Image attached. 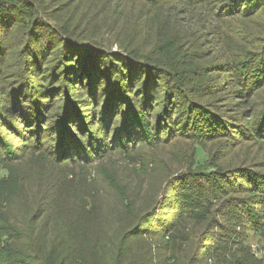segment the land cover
<instances>
[{
	"label": "trees",
	"instance_id": "trees-1",
	"mask_svg": "<svg viewBox=\"0 0 264 264\" xmlns=\"http://www.w3.org/2000/svg\"><path fill=\"white\" fill-rule=\"evenodd\" d=\"M49 10L45 0H0V264H264L240 238L246 224L263 225L253 209L264 206L263 176L177 173L145 210L109 181L61 192L59 177L32 180L16 168L17 150L87 162L157 137L174 120L201 138L228 130L178 102L172 76L183 63L171 44L106 55L96 44L75 46L66 24L46 25ZM43 36L52 41L43 46ZM242 74L238 91L260 76ZM258 114L261 132L264 109ZM245 189L248 197L233 194Z\"/></svg>",
	"mask_w": 264,
	"mask_h": 264
},
{
	"label": "rangeland",
	"instance_id": "rangeland-1",
	"mask_svg": "<svg viewBox=\"0 0 264 264\" xmlns=\"http://www.w3.org/2000/svg\"><path fill=\"white\" fill-rule=\"evenodd\" d=\"M45 1L50 8L44 17L46 25L66 24L78 41L75 46L96 44L97 51L120 57L132 48L146 54L171 44L183 63L172 76L181 88L178 102L221 119L228 130L201 138L174 120L157 137L87 162L78 158L51 161L43 149L17 150L23 156L15 164L20 172L32 180L48 173L57 176L61 192L72 193L85 182L103 188L109 181L125 187L132 201L145 210L161 198L166 181L177 173L225 170L264 177V126L261 132L254 126L264 109V0ZM48 41L52 39L40 38L43 46ZM21 47L13 42V50ZM243 72L260 76L249 90L238 91L243 87L239 82ZM49 142L46 138L43 147ZM233 194L248 197L251 192ZM111 199H106L107 206L114 203ZM253 209L263 225L255 231L246 224L240 238L256 257L264 258V206L256 204ZM167 211L170 217L176 216L174 210Z\"/></svg>",
	"mask_w": 264,
	"mask_h": 264
}]
</instances>
